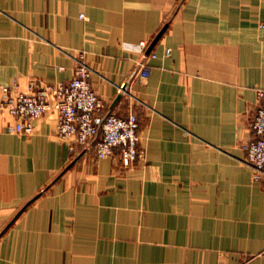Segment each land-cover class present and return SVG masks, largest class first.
I'll use <instances>...</instances> for the list:
<instances>
[{"label":"crops","instance_id":"obj_1","mask_svg":"<svg viewBox=\"0 0 264 264\" xmlns=\"http://www.w3.org/2000/svg\"><path fill=\"white\" fill-rule=\"evenodd\" d=\"M262 25L264 0H0V102L82 60L101 115L137 113L143 153L124 169L71 152L49 116L9 134L0 108V264H264V178L243 150Z\"/></svg>","mask_w":264,"mask_h":264},{"label":"built area","instance_id":"obj_2","mask_svg":"<svg viewBox=\"0 0 264 264\" xmlns=\"http://www.w3.org/2000/svg\"><path fill=\"white\" fill-rule=\"evenodd\" d=\"M138 47L144 50L145 43L141 42ZM138 73L145 76L149 69L140 64ZM90 74L89 67L77 59L69 81L54 86L30 81L26 91L7 93L0 102V108L13 118L7 132L30 137L34 134L33 122L49 116L54 136L68 143L71 152L81 147L82 151H92L95 160L116 158L124 169H132L143 157L139 148L138 115L133 110L126 116L115 113L101 115L104 101L93 89ZM13 87H16L15 84ZM126 91L127 88L122 97ZM252 127L254 139L243 146L245 163L253 169L254 178L261 180L264 178V91L257 92Z\"/></svg>","mask_w":264,"mask_h":264},{"label":"water","instance_id":"obj_3","mask_svg":"<svg viewBox=\"0 0 264 264\" xmlns=\"http://www.w3.org/2000/svg\"><path fill=\"white\" fill-rule=\"evenodd\" d=\"M126 88H127V83L123 85V87H122V89H121V91H120V93H119V97H118V99L122 97V92H123Z\"/></svg>","mask_w":264,"mask_h":264}]
</instances>
